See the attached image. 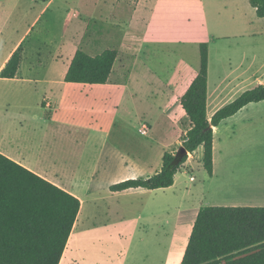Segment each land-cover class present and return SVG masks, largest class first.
<instances>
[{"label": "crops", "instance_id": "1", "mask_svg": "<svg viewBox=\"0 0 264 264\" xmlns=\"http://www.w3.org/2000/svg\"><path fill=\"white\" fill-rule=\"evenodd\" d=\"M40 1H44L45 5L36 11L30 23H26L27 26L22 31L19 40L0 65V73L12 54L20 46H23L22 43L25 39L36 34L33 30L34 27L40 25L45 31L46 28L52 29L55 26L52 18L56 17L55 20H59L61 16L64 21L61 24L62 29L59 31V36L52 38V30L46 34L47 36L45 35L47 39L49 37L54 41L56 51L61 58L60 63L63 65L61 72L55 65L57 74L48 80L47 85L56 84L60 90L57 93H52V90L51 93H45L38 104V114L32 116L31 109L26 104L11 105L10 110L16 112L13 117L15 120L21 121L17 125L15 122H11L12 117L11 119L6 118L7 112L5 115L1 112L0 153L76 196L81 201V210L74 228L79 224L84 230L87 222L94 219L98 212L96 206L87 209L89 203L96 202L95 198L88 191L84 198L60 185L58 179L61 174L54 172L57 170L55 159H53L55 166L48 169L45 166L46 155H44L43 146L39 143L30 144L29 136L30 133L38 135L43 127L52 126L55 123L57 110L61 108L62 103L68 102L70 99L68 91L78 88L82 90L80 91L81 97L93 95L101 98L105 101V106L109 105L116 111L115 113L122 114V117L105 132L103 149L105 180H102L105 182V222H109L115 217L122 225L121 229L127 225H134L135 229L147 228V225L154 224L156 214L159 213L158 223L162 232L159 246H162L164 256L162 261L155 264H169L168 260L171 261L170 257L174 250H180L176 261V264H180L199 211L204 207L218 206L210 203L216 195H223L225 200L231 202L241 199L238 195L242 196V194L236 189L238 183L232 184L237 172L248 170V175L241 183L244 191H248L247 193L256 191L261 195L264 194V166L261 165L260 172L253 182L252 176L255 175L252 168L246 167L243 162L233 161L235 157L233 154H238L241 144L245 143L243 137L251 132L254 125L257 126L258 122L264 121L263 116L254 115V112L264 102L250 104L234 117L223 121L218 127H214L212 176H209L204 169V148L201 146L195 153L189 154L187 163L176 175L175 184L171 188L155 191L130 189L124 192H111L110 187L113 185L131 179L147 178L160 172L163 167L164 154L166 152L177 153L181 148L182 137L191 128V123L181 107L180 100L199 74L201 68L200 50L199 57L195 52L193 61H181L179 66V70L182 69L181 72L176 74L179 71L177 70L165 74L155 68L151 59L157 57L158 40L153 39L149 42L150 33L156 26H163L167 18L166 12L158 10V6H144L145 0H99L97 6H78L74 9L63 6L56 11L55 15L50 16L49 11L58 0ZM33 3L37 4L35 0ZM125 4L127 6H124ZM3 7L4 4L0 2V15L4 10ZM75 18L81 24L71 36L68 32L69 24ZM90 25L102 28L100 31H95L97 35L94 38L88 36L87 27ZM105 27H108V30L105 31ZM4 28L0 26L4 32L0 42L5 37ZM140 28L142 32L137 31ZM16 29L14 28L13 32H16ZM36 35L38 38L39 35ZM201 43L198 44V47ZM208 43L207 117L211 121L219 110L218 108L212 110V107L218 106L225 95L222 83L224 79L220 77L223 73H217V69L219 65L230 63L231 60L223 52L215 54L212 42L208 41ZM78 50H82L92 57H97L107 50L118 52V58L108 83L87 85L65 81ZM147 51H151V58L147 57ZM25 59L26 54L24 53V60L15 79L24 74L25 69H31V66L24 67ZM36 64L38 65V63ZM260 71H264V60L259 63L257 69H254L253 74L258 75ZM216 76L218 83L213 84V79ZM263 83L264 77H261L256 81L255 87ZM48 111L52 114L47 115ZM137 123L141 125V128L143 125L149 127L148 135L144 136L147 137L148 142L143 145L137 143L131 132ZM155 124L160 125L161 132L159 135L150 136V133L154 132ZM197 159H201L202 163L195 165ZM196 167L201 169L198 173L199 181L193 176ZM192 177L194 181H191ZM158 192H163L162 196H158L159 194H156ZM143 197H150V200H143ZM142 201H145L143 205Z\"/></svg>", "mask_w": 264, "mask_h": 264}, {"label": "rangeland", "instance_id": "2", "mask_svg": "<svg viewBox=\"0 0 264 264\" xmlns=\"http://www.w3.org/2000/svg\"><path fill=\"white\" fill-rule=\"evenodd\" d=\"M35 1L37 4H34L33 0H0L4 4V10L0 15V26L6 27L5 37L0 42V65L19 40L27 26L26 23H30L36 11L45 5L44 1ZM98 3L99 0H58L49 11V15H55L63 6L74 9L78 6H97ZM144 6H158V10L161 9L160 11L167 14L163 26H156L149 36V42L153 39L158 40L157 57L151 58V51L146 53L147 57L153 60L156 69L165 74L179 70L181 61H193L195 52L199 57L198 44L201 42H212L215 54L223 52L227 58H230V63L226 62L218 66L217 73H223L220 77L224 79L222 83L225 95L220 104L212 107V110L218 108L220 111L231 104L232 100L253 89L256 81L264 77V71H260L258 75L253 74L254 69H257L259 63L264 60V19L257 16L249 0H145ZM55 18H52L55 26L52 29L46 28L47 32L40 25L33 28L36 34L43 37L37 38L34 34L22 43L26 54L24 67L31 66V69H25L24 74L19 75L15 80L0 78V114L3 112L5 115L7 112L6 118L12 117L11 122H15L16 125L21 121L13 117L16 112L10 110L11 105L26 104L31 109L32 116L38 112V104L45 93L51 90L52 93H57L60 90L56 84L47 85L48 80L56 76L57 69L61 72L63 68L54 41L46 37L51 30L52 38L59 36L64 19L61 16L59 20ZM80 24L75 18L69 24V35L72 36L79 29ZM14 28H17L16 32H13ZM87 28L88 36L91 38L97 35L95 31L102 29L100 26L92 25ZM106 30L108 27H105ZM137 31L142 32V29ZM3 34L0 29V39ZM216 79L217 76L213 79V84L218 83ZM80 91L82 90L78 88L68 91L70 99L62 103L61 108L57 110L55 123L52 126L41 127L38 135L30 133L29 136L30 144L39 143L43 146L46 155L45 166L48 169L55 166L53 164L55 159L57 170L54 172L61 174L58 179L60 185L84 198L88 191L96 200L95 203H89L87 209L96 206L98 212L94 219L87 222L84 230L81 229L76 233L78 237L74 250L68 254L64 264L160 262L164 253L162 246H159L162 237L158 223L159 213L156 214L154 224L147 225V228L135 229L134 225H127L121 229L122 225L115 217L105 222V182H103L105 132L122 117V114L115 113L112 107L105 106L104 100L87 92L84 93L89 96L81 97ZM51 114L52 112H47V115ZM254 115L264 117V103L258 107ZM140 129L141 125L137 123L131 132L137 143L143 145L148 140L140 134ZM160 132V125L155 124L154 132H151L150 136L159 135ZM243 139L245 143L241 144L238 154H233L236 157L233 161L243 162L246 167L252 168L255 175L252 176L254 182L261 165L264 166V121L258 122L257 126L254 125L251 132ZM198 163H202L201 159L195 161V165ZM200 171L201 169L196 167L193 173L198 181ZM247 175L248 170L239 171L232 181V184L238 183L236 189L242 194V196L238 195L240 200L231 202L225 200L223 195H216L210 203L218 205L215 207H264V194L261 195L256 191L247 193L248 191L243 190L241 183ZM156 194L162 196L163 192ZM142 199L149 201L150 197ZM141 203L143 205L145 201ZM179 254L180 250L172 251L171 261L169 259L168 263L176 264Z\"/></svg>", "mask_w": 264, "mask_h": 264}, {"label": "trees", "instance_id": "3", "mask_svg": "<svg viewBox=\"0 0 264 264\" xmlns=\"http://www.w3.org/2000/svg\"><path fill=\"white\" fill-rule=\"evenodd\" d=\"M264 19V0H249ZM201 68L180 104L191 128L182 137L188 155L166 152L162 170L153 176L131 179L110 187L111 192L130 189H168L199 147L209 176L214 167V127L234 117L250 104L264 102V83L246 91L231 104L207 117L209 45L199 46ZM118 52L107 50L92 57L78 50L68 70L67 83H108ZM24 60L20 46L0 73L15 79ZM81 210V201L19 163L0 153V264H60ZM180 264H264V207H204L197 216Z\"/></svg>", "mask_w": 264, "mask_h": 264}, {"label": "bare ground", "instance_id": "4", "mask_svg": "<svg viewBox=\"0 0 264 264\" xmlns=\"http://www.w3.org/2000/svg\"><path fill=\"white\" fill-rule=\"evenodd\" d=\"M81 230V227L79 224L76 225V227L74 228V230L72 231L73 233L71 234L72 236H70V239L68 241V244H67V247H66V251L64 252V255L62 257V260H61V263L60 264H64L65 261H66V258L68 256V254L72 253V251L74 250V245H75V242H76V239H77V235L76 234L78 231Z\"/></svg>", "mask_w": 264, "mask_h": 264}, {"label": "water", "instance_id": "5", "mask_svg": "<svg viewBox=\"0 0 264 264\" xmlns=\"http://www.w3.org/2000/svg\"><path fill=\"white\" fill-rule=\"evenodd\" d=\"M187 155H188L187 150H186L184 147H181V148L179 149V151L177 152V155H176V157H177V161L180 162V160H181L183 157L187 156Z\"/></svg>", "mask_w": 264, "mask_h": 264}, {"label": "built area", "instance_id": "6", "mask_svg": "<svg viewBox=\"0 0 264 264\" xmlns=\"http://www.w3.org/2000/svg\"><path fill=\"white\" fill-rule=\"evenodd\" d=\"M140 133L143 136H147L148 133H149V127L147 125H143L142 128H141V130H140ZM191 181H194V178L193 177L191 178Z\"/></svg>", "mask_w": 264, "mask_h": 264}]
</instances>
